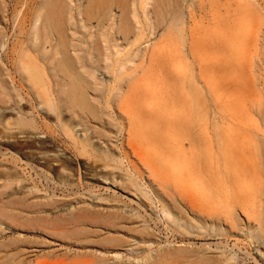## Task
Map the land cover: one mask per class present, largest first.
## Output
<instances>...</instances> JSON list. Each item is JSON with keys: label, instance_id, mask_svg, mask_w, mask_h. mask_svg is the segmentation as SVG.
I'll use <instances>...</instances> for the list:
<instances>
[{"label": "rangeland", "instance_id": "1", "mask_svg": "<svg viewBox=\"0 0 264 264\" xmlns=\"http://www.w3.org/2000/svg\"><path fill=\"white\" fill-rule=\"evenodd\" d=\"M127 1L57 56L0 0V264H264V0Z\"/></svg>", "mask_w": 264, "mask_h": 264}, {"label": "bare ground", "instance_id": "2", "mask_svg": "<svg viewBox=\"0 0 264 264\" xmlns=\"http://www.w3.org/2000/svg\"><path fill=\"white\" fill-rule=\"evenodd\" d=\"M77 0H73V3ZM83 1V0H82ZM124 0H90V6L85 12L79 11L78 17L79 22L76 19L77 14L74 12V8L70 7L66 4V0H45V2L38 8L34 9L31 18V29L33 37L36 40H42L45 38V43L47 45H53L57 42V38H60V47L61 49L57 50L56 55H63V49L66 48L67 42L65 41V37L68 35L69 29L67 28L68 24L71 27L76 26V30L79 31L77 27L78 24L81 25V29L85 30L89 36L91 37V41L94 39L97 33L111 34L112 38H115L119 32H117V21L116 14H114L115 9H120L126 13L129 17L130 12L126 10L123 5ZM130 0L127 1V3ZM141 8L146 15H150L148 12L149 7L151 6L152 0H140ZM79 8V6H76ZM102 13H104L103 16ZM132 17L134 20L139 21V10L138 6L133 3V13ZM95 23H98L95 25ZM95 29V30H94ZM72 30V29H71ZM73 33L74 36L77 35V31ZM122 32L124 33H132L133 30L130 29L129 24L126 23V26L122 28ZM138 32H143L142 29L138 28ZM6 45L4 42H0V46ZM76 61L78 64H83V50L81 47L74 46ZM114 49H117V46H113ZM21 70L25 74V77L28 76L29 79L33 78L29 68H27V63L20 64ZM85 72L89 74L91 77L92 74L89 73L86 69ZM10 79L15 83V78L13 73L10 71ZM94 78V77H93ZM34 80V79H33ZM27 84L32 86L34 89L35 85L28 81ZM25 87V86H24ZM19 94L17 98H19ZM29 96V95H28ZM61 98L66 97L67 93L62 91Z\"/></svg>", "mask_w": 264, "mask_h": 264}]
</instances>
